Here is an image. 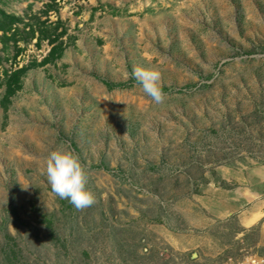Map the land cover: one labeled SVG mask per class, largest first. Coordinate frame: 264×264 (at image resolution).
I'll return each mask as SVG.
<instances>
[{"label":"rangeland","instance_id":"1","mask_svg":"<svg viewBox=\"0 0 264 264\" xmlns=\"http://www.w3.org/2000/svg\"><path fill=\"white\" fill-rule=\"evenodd\" d=\"M0 264H264V0H0Z\"/></svg>","mask_w":264,"mask_h":264},{"label":"clouds","instance_id":"2","mask_svg":"<svg viewBox=\"0 0 264 264\" xmlns=\"http://www.w3.org/2000/svg\"><path fill=\"white\" fill-rule=\"evenodd\" d=\"M125 75L128 73L125 72ZM131 76L154 103L164 102L165 94L158 84V71L137 67L133 69ZM44 172L51 191L59 199L67 200L77 210L95 203L94 195L86 189V173L77 156L71 151L63 148L51 151L44 165ZM191 259L198 260V253L193 252Z\"/></svg>","mask_w":264,"mask_h":264},{"label":"trees","instance_id":"3","mask_svg":"<svg viewBox=\"0 0 264 264\" xmlns=\"http://www.w3.org/2000/svg\"><path fill=\"white\" fill-rule=\"evenodd\" d=\"M22 72L23 70L20 69L18 72L12 75L7 85L8 95H12L17 89L18 82H19V76H20L19 74Z\"/></svg>","mask_w":264,"mask_h":264},{"label":"crops","instance_id":"4","mask_svg":"<svg viewBox=\"0 0 264 264\" xmlns=\"http://www.w3.org/2000/svg\"><path fill=\"white\" fill-rule=\"evenodd\" d=\"M251 219H252V218H251V215L243 216V217H242V221L245 222V223H246V222L250 223V222H251V221H250Z\"/></svg>","mask_w":264,"mask_h":264}]
</instances>
